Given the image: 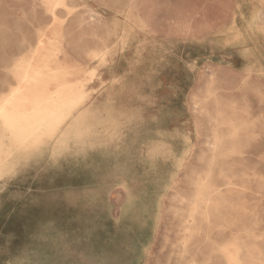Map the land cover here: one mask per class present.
Here are the masks:
<instances>
[{
    "label": "rangeland",
    "instance_id": "rangeland-1",
    "mask_svg": "<svg viewBox=\"0 0 264 264\" xmlns=\"http://www.w3.org/2000/svg\"><path fill=\"white\" fill-rule=\"evenodd\" d=\"M43 3L0 0V94L15 86L13 63L38 41L59 42L56 61L74 72L67 81L95 72L83 102L41 145L21 149L0 128V264H43L47 255L60 254L63 237L68 244L83 234L74 230L79 223L94 221L85 212L94 204L88 192L96 168L113 154V97L121 90L139 92L142 101L123 103L138 114L128 112L119 133L127 143H148L151 156L165 145V165L150 166L163 199L145 264H227L203 240L206 226L183 252L175 213L185 209L193 173L210 154L218 111L253 124L254 137L226 161L243 190L226 208L229 224L219 243L235 239L260 249L264 263V0H64L72 14L56 8L54 18ZM113 80L129 87L113 88ZM217 234L210 230V240Z\"/></svg>",
    "mask_w": 264,
    "mask_h": 264
},
{
    "label": "bare ground",
    "instance_id": "bare-ground-1",
    "mask_svg": "<svg viewBox=\"0 0 264 264\" xmlns=\"http://www.w3.org/2000/svg\"><path fill=\"white\" fill-rule=\"evenodd\" d=\"M43 5L46 8V12L51 14L53 18L56 17L54 14L56 8H62L65 16L72 14V8L64 3V0H44ZM259 21L262 22L260 19ZM118 24L120 23L118 22ZM121 26H118V28ZM58 46L59 42L57 40H47L38 41L36 46L31 47V49L29 47L30 51L28 54L17 59L11 67L13 70V78L16 81L15 86L10 88L7 94H0V124L2 126L0 128L10 131L13 143L21 149L28 150L48 140L65 121L70 111L80 105L87 95L84 86L85 83L91 81L95 70L92 69L88 72L87 78L84 80L67 81V78L72 77L74 72L70 68L57 63L56 55L59 51ZM90 55L93 58L102 56V54L100 56L96 52H90ZM246 69L244 70L246 71ZM260 72L262 71L260 70ZM155 73L157 72L155 71ZM156 75L158 76L159 74ZM217 114L216 120L213 121L212 136L207 146L210 154L206 158L203 156L200 158L203 169L200 172L193 173L194 178L191 184L194 187V191L192 196L185 199L186 201L184 200L186 203L185 209L175 211L179 215L181 229L183 231L180 247L184 252L189 241L194 239L200 240L203 226H206L208 233H205L203 240L208 242V245H211L213 250L221 258H224L227 264H247L249 260L254 259L258 264H264L261 260L263 253L260 249L248 250L237 243L235 239L231 242L229 241V243L227 241L226 243L223 241L219 243L221 241L219 237L227 227L226 225L229 224L226 208L231 205L230 203L234 199L237 200L240 197L243 190V186H240L232 180V175L229 176V173L232 174L233 172L232 164L226 163V161L234 154L240 152L243 147L249 145L254 140V137L250 132L253 124H244L239 122V120L230 118L228 115L224 117L219 111ZM210 230L218 232L217 240H210ZM244 233L246 234V232ZM195 245L198 248L200 247L198 242ZM192 263L195 264V260H192Z\"/></svg>",
    "mask_w": 264,
    "mask_h": 264
},
{
    "label": "crops",
    "instance_id": "crops-1",
    "mask_svg": "<svg viewBox=\"0 0 264 264\" xmlns=\"http://www.w3.org/2000/svg\"><path fill=\"white\" fill-rule=\"evenodd\" d=\"M128 87L124 80H113V88ZM120 93L113 97V154L96 168L95 186L88 192L94 204L85 212L93 215L94 221L79 223L74 230L83 234L67 240L68 244L63 237L60 254L47 255L43 264H145L148 259L163 199L152 179L156 170L151 171L150 166L151 162L153 168L165 165V145H157L151 156L149 144L143 140L127 143L126 134H120L117 126L125 125L128 112L137 113L138 109L123 103H137L142 97L139 92ZM81 181L79 177L77 182Z\"/></svg>",
    "mask_w": 264,
    "mask_h": 264
}]
</instances>
